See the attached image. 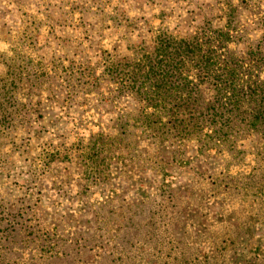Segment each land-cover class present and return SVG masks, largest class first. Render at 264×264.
I'll return each instance as SVG.
<instances>
[{
	"label": "rangeland",
	"instance_id": "obj_1",
	"mask_svg": "<svg viewBox=\"0 0 264 264\" xmlns=\"http://www.w3.org/2000/svg\"><path fill=\"white\" fill-rule=\"evenodd\" d=\"M226 27L257 45L264 0H0V264H264V149L87 147L106 61Z\"/></svg>",
	"mask_w": 264,
	"mask_h": 264
},
{
	"label": "trees",
	"instance_id": "obj_2",
	"mask_svg": "<svg viewBox=\"0 0 264 264\" xmlns=\"http://www.w3.org/2000/svg\"><path fill=\"white\" fill-rule=\"evenodd\" d=\"M206 29L182 37L160 33L148 49L106 61L95 81L109 88L97 84L98 95L110 104L121 100L127 112L99 117V131L88 139L96 154L91 164L117 145L167 146L181 158L179 149L192 145L198 154L233 153L243 141L264 149V36L257 45L232 49L240 39L227 27ZM13 95L6 89L1 98Z\"/></svg>",
	"mask_w": 264,
	"mask_h": 264
}]
</instances>
